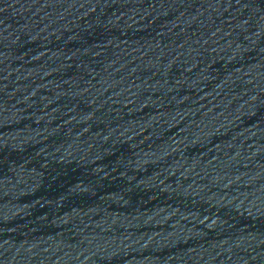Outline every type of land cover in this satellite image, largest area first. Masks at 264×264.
Here are the masks:
<instances>
[{"label": "water", "instance_id": "1", "mask_svg": "<svg viewBox=\"0 0 264 264\" xmlns=\"http://www.w3.org/2000/svg\"><path fill=\"white\" fill-rule=\"evenodd\" d=\"M0 264H264V0H0Z\"/></svg>", "mask_w": 264, "mask_h": 264}]
</instances>
